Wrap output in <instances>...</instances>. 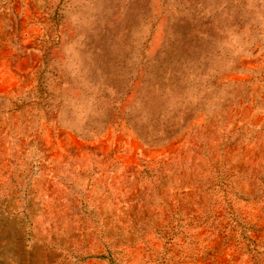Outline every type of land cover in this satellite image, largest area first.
Returning a JSON list of instances; mask_svg holds the SVG:
<instances>
[{"label":"rangeland","instance_id":"1","mask_svg":"<svg viewBox=\"0 0 264 264\" xmlns=\"http://www.w3.org/2000/svg\"><path fill=\"white\" fill-rule=\"evenodd\" d=\"M0 264H264V0H0Z\"/></svg>","mask_w":264,"mask_h":264}]
</instances>
